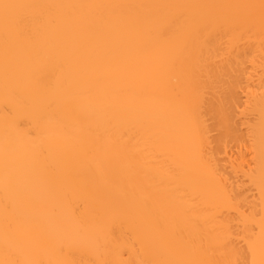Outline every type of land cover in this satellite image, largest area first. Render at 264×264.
<instances>
[{
  "label": "bare ground",
  "instance_id": "bare-ground-1",
  "mask_svg": "<svg viewBox=\"0 0 264 264\" xmlns=\"http://www.w3.org/2000/svg\"><path fill=\"white\" fill-rule=\"evenodd\" d=\"M0 264H264V0H0Z\"/></svg>",
  "mask_w": 264,
  "mask_h": 264
}]
</instances>
